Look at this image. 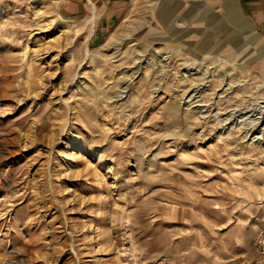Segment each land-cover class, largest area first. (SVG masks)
<instances>
[{"label": "rangeland", "instance_id": "374dc122", "mask_svg": "<svg viewBox=\"0 0 264 264\" xmlns=\"http://www.w3.org/2000/svg\"><path fill=\"white\" fill-rule=\"evenodd\" d=\"M92 2L0 0V264H264V46Z\"/></svg>", "mask_w": 264, "mask_h": 264}, {"label": "crops", "instance_id": "0c3cea01", "mask_svg": "<svg viewBox=\"0 0 264 264\" xmlns=\"http://www.w3.org/2000/svg\"><path fill=\"white\" fill-rule=\"evenodd\" d=\"M200 2L208 14L214 15L217 7L220 13L238 15L240 23L238 28L243 34L241 37L250 38L254 45L264 46V0H200ZM194 3L195 0H192V7ZM261 50L264 54V48Z\"/></svg>", "mask_w": 264, "mask_h": 264}, {"label": "bare ground", "instance_id": "6f19581e", "mask_svg": "<svg viewBox=\"0 0 264 264\" xmlns=\"http://www.w3.org/2000/svg\"><path fill=\"white\" fill-rule=\"evenodd\" d=\"M94 21H95V19L93 17V18H91L90 23L93 25L94 24ZM93 32H94V29L92 28L91 31H90V37L93 35Z\"/></svg>", "mask_w": 264, "mask_h": 264}]
</instances>
